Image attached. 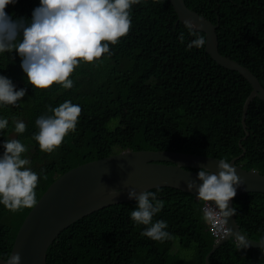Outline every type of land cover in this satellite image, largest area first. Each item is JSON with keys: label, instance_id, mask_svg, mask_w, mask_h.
<instances>
[{"label": "trees", "instance_id": "1", "mask_svg": "<svg viewBox=\"0 0 264 264\" xmlns=\"http://www.w3.org/2000/svg\"><path fill=\"white\" fill-rule=\"evenodd\" d=\"M186 7L215 24L220 53L250 69L264 88V0H183ZM39 0H17L6 13L31 18ZM131 27L111 55L81 63L71 74V89L53 84L32 89L13 51L0 55V71L19 75L12 81L25 96L0 109L8 127L0 143L17 134L12 119L26 125L17 139L25 145L28 165L38 174V201L59 177L73 168L126 151H170L235 160L264 176V101L256 98L243 123L252 84L240 73L222 68L200 49L186 50L188 35L169 0H139L132 5ZM184 32L185 43L178 40ZM81 107L76 129L51 153L39 149L35 120L64 100ZM3 149L0 148V152ZM198 172L199 170L193 169ZM172 238L164 242L141 236L130 211L135 201L114 204L81 218L64 231L48 253V264H207L215 241L202 221L196 195L170 187H154ZM241 233L254 242L264 237V194L233 199ZM33 208V207H32ZM32 208L15 212L0 206V257L11 254L18 231ZM211 264H264V249L222 246Z\"/></svg>", "mask_w": 264, "mask_h": 264}, {"label": "clouds", "instance_id": "2", "mask_svg": "<svg viewBox=\"0 0 264 264\" xmlns=\"http://www.w3.org/2000/svg\"><path fill=\"white\" fill-rule=\"evenodd\" d=\"M139 0H39V5L31 12V18L13 19L5 9L17 0H0V55L15 53L20 57V68L27 84L32 89H48L53 84L63 89H71L70 78L81 63L99 62L111 55L110 45H116L125 37L131 27L130 11ZM188 35L186 50L200 49L205 45V36L195 30L190 20L184 22ZM178 40L185 43V34L180 32ZM26 89H17L10 78L0 75V109L15 106L25 96ZM51 114H43L35 120L38 129L34 140L39 149L51 153L57 149L65 136L75 131L81 107L64 100L50 109ZM7 117L0 116V130L8 127ZM14 132L25 131V123L13 118ZM0 206L12 212L32 208L36 205L35 189L38 174L28 165L24 156L27 151L18 139H4L0 143ZM236 167L226 159H218L217 170L202 167L196 174L199 183L188 181L189 191L195 189L196 199L202 202L201 219L206 224H218L222 239L233 237L231 228L226 227L228 218L236 212L230 201L240 186ZM157 191L144 190L137 193L128 190L135 208L130 211L134 225L143 226L141 236L153 241L164 242L171 239L167 231V221L153 219L162 209L163 201L157 199ZM109 195H118L111 190ZM213 202V203H210ZM239 249L246 248L247 239L242 234L233 238ZM264 246V237L259 242ZM20 254L0 257L3 264H20Z\"/></svg>", "mask_w": 264, "mask_h": 264}, {"label": "water", "instance_id": "3", "mask_svg": "<svg viewBox=\"0 0 264 264\" xmlns=\"http://www.w3.org/2000/svg\"><path fill=\"white\" fill-rule=\"evenodd\" d=\"M178 16V22L192 21L195 30L204 32L207 37V54L220 67L235 71L244 76L253 86V92L245 105L243 123L246 129L247 112L256 100L264 101V88L252 71L237 61L221 55L218 30L221 24H215L207 17L187 8L183 0H169ZM247 130V129H246ZM218 158L170 151H126L121 154L100 158L77 166L59 177L43 193L36 205L25 218L15 239L12 254H20V264H48V253L60 236L81 218L94 211L131 201L127 191L140 193L154 187H170L196 195L195 189L189 191L188 181L199 183L196 171L202 167L217 170ZM236 167L240 186L230 201L247 193L264 194V176L255 170ZM117 190L118 195L109 192ZM213 203V202H210ZM227 227L233 237L225 238L214 247L207 258L211 264L212 256L235 235L242 234L236 224L235 214L228 218ZM243 235V234H242ZM248 239V238H247ZM249 250L264 249L259 242L247 240ZM243 248V247H242ZM0 264H3L0 261Z\"/></svg>", "mask_w": 264, "mask_h": 264}, {"label": "built area", "instance_id": "4", "mask_svg": "<svg viewBox=\"0 0 264 264\" xmlns=\"http://www.w3.org/2000/svg\"><path fill=\"white\" fill-rule=\"evenodd\" d=\"M208 229L211 232L212 238L215 241V246L218 245L220 242L225 240V239L221 238L222 232H221L220 226L218 224H208Z\"/></svg>", "mask_w": 264, "mask_h": 264}, {"label": "rangeland", "instance_id": "5", "mask_svg": "<svg viewBox=\"0 0 264 264\" xmlns=\"http://www.w3.org/2000/svg\"><path fill=\"white\" fill-rule=\"evenodd\" d=\"M0 75H5L6 77L10 78L11 81H15V80H18L19 81V75L18 74H15V73H9L7 72V70H2L0 71ZM24 122V120H22ZM17 134H13L10 136V139H17V136H15Z\"/></svg>", "mask_w": 264, "mask_h": 264}]
</instances>
